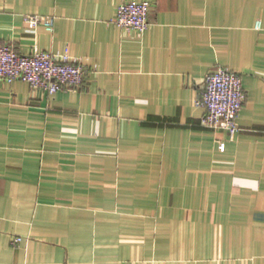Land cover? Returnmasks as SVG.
<instances>
[{
  "label": "crops",
  "instance_id": "obj_1",
  "mask_svg": "<svg viewBox=\"0 0 264 264\" xmlns=\"http://www.w3.org/2000/svg\"><path fill=\"white\" fill-rule=\"evenodd\" d=\"M130 1L141 37L114 23ZM0 43L90 69L0 80V264H264V0H0ZM219 67L246 92L233 138L195 104Z\"/></svg>",
  "mask_w": 264,
  "mask_h": 264
},
{
  "label": "built area",
  "instance_id": "obj_2",
  "mask_svg": "<svg viewBox=\"0 0 264 264\" xmlns=\"http://www.w3.org/2000/svg\"><path fill=\"white\" fill-rule=\"evenodd\" d=\"M153 4L149 1H130L118 6L114 23L128 33L141 37L150 26ZM28 27L35 30L44 25L49 32L54 31L55 18L52 16L28 15ZM90 69L81 59L68 51L52 53L35 48L30 54H21L8 43H0V80L7 83L23 81L33 89L49 95L60 91L81 88ZM205 86L196 99V106L205 109L202 125L213 130H225L233 138L239 131L240 112L246 100L242 76L225 67H219L205 77ZM225 143L219 145L224 151ZM22 237H13L17 246Z\"/></svg>",
  "mask_w": 264,
  "mask_h": 264
}]
</instances>
